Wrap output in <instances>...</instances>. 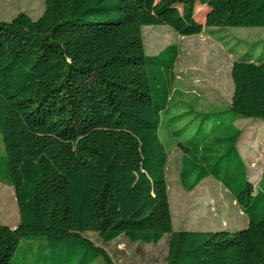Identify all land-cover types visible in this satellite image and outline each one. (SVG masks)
Returning a JSON list of instances; mask_svg holds the SVG:
<instances>
[{
    "label": "trees",
    "instance_id": "trees-1",
    "mask_svg": "<svg viewBox=\"0 0 264 264\" xmlns=\"http://www.w3.org/2000/svg\"><path fill=\"white\" fill-rule=\"evenodd\" d=\"M145 26L182 37L264 27V0H46L37 20L21 12L0 21V183L14 189L19 212L15 228L0 225V264H14L22 249L23 264H114L86 233L105 244H158L169 235L164 264H264V171L255 186L236 126L264 121V57L235 60L225 117L202 141L177 144L182 188L214 178L247 227L175 231L160 129L180 95V49L148 56Z\"/></svg>",
    "mask_w": 264,
    "mask_h": 264
},
{
    "label": "rangeland",
    "instance_id": "rangeland-1",
    "mask_svg": "<svg viewBox=\"0 0 264 264\" xmlns=\"http://www.w3.org/2000/svg\"><path fill=\"white\" fill-rule=\"evenodd\" d=\"M45 1L0 0V21L10 22L21 12L37 20L44 12ZM205 13L204 7L197 6L196 20L204 24ZM142 34L148 56H156L169 45H177L180 49L175 70V89L180 95L174 96L170 112L163 116L168 127L160 129V137L168 152L166 181L174 230H243L248 225L247 217L233 195L214 178H206L192 192L182 188L179 180L182 153L177 144L202 141L205 134L213 132L215 123L225 117L219 113L224 112L231 102L234 84L230 68L245 52L255 59L264 57V27L212 28L197 36L182 37L168 26H145ZM205 114L211 115L203 123ZM181 115L180 119L177 118ZM236 126L242 131L239 151L246 163L248 159L253 161V169L248 164V174L256 186L257 178L264 171V121L240 120ZM181 129L184 132L180 137L170 135V131ZM18 223L14 189L0 183V225L13 229ZM84 236L104 249L114 264H164L170 239L166 235L158 244H134L122 237L105 244L96 234L86 233ZM24 251H18L14 264H23ZM31 260L30 264H37L34 258ZM95 264L106 262L100 258Z\"/></svg>",
    "mask_w": 264,
    "mask_h": 264
},
{
    "label": "crops",
    "instance_id": "crops-1",
    "mask_svg": "<svg viewBox=\"0 0 264 264\" xmlns=\"http://www.w3.org/2000/svg\"><path fill=\"white\" fill-rule=\"evenodd\" d=\"M231 67H232V66H231ZM230 73H231V68H230ZM233 91H234V88H233ZM232 95H233V92H232ZM231 98H232V96H231ZM230 103H231V102H230ZM237 147H238V150H239V141H238ZM245 150H246V148H245ZM239 153H240V151H239ZM240 155H241V154H240ZM249 155H250V154H249ZM241 157H242V156H241ZM242 159H243V158H242ZM243 162H244V164H245V166H246L247 172H248V170H249V168H248V164H250L251 169H253L254 164H253V161H252L251 159H248V163H246L244 160H243ZM262 172H263V171H262ZM262 172L260 173L259 177H258L257 180H256V183H257V184H258V182L260 181V178H261ZM248 177H249V174H248ZM249 179H250V177H249ZM179 231H181V230H179Z\"/></svg>",
    "mask_w": 264,
    "mask_h": 264
}]
</instances>
